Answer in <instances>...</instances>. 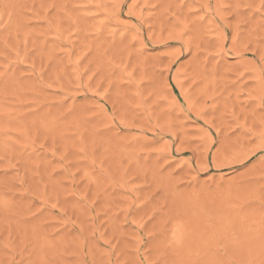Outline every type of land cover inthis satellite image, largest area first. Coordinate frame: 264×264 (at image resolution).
<instances>
[{"label":"rangeland","instance_id":"rangeland-1","mask_svg":"<svg viewBox=\"0 0 264 264\" xmlns=\"http://www.w3.org/2000/svg\"><path fill=\"white\" fill-rule=\"evenodd\" d=\"M0 264H264V0H0Z\"/></svg>","mask_w":264,"mask_h":264}]
</instances>
